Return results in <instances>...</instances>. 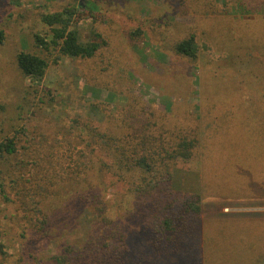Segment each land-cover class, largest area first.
Here are the masks:
<instances>
[{
  "label": "rangeland",
  "instance_id": "374dc122",
  "mask_svg": "<svg viewBox=\"0 0 264 264\" xmlns=\"http://www.w3.org/2000/svg\"><path fill=\"white\" fill-rule=\"evenodd\" d=\"M79 3L97 11L75 17L71 28L78 40L86 43L97 34L105 42L90 59L61 55L51 43V28L41 22L43 15ZM0 31V143L16 138L15 154L0 158V236L5 245L0 264H57L68 246L80 253L73 256L85 253L88 230L81 222L83 208L91 207L86 206L87 194L97 196L95 204L109 218L112 206L111 218L124 232L146 227L136 215L137 205L123 202L124 183L104 171L92 172L89 184L65 188L62 198L50 197L42 212L35 205L48 192L47 185L37 187L39 169L45 165L49 176L83 171L88 161L81 154L89 155L92 135L104 132L109 118L121 120L124 131L139 132L146 123L150 130L157 124L162 131L161 119L172 117L176 135L194 136L197 142L192 158H179L175 165L174 189L200 184L207 229L253 224L249 233L264 231L260 189H247V179L255 176L252 168L264 174V139L229 138L230 126L220 123L234 110L260 114L264 109V0H0ZM190 37L197 47L194 59L174 50ZM20 52L46 61L41 78L22 75L15 61ZM217 83H222L221 91H215ZM97 155L95 169L103 157L101 151ZM212 177L219 180L217 187L209 186ZM226 178L240 182L228 184ZM145 231L146 240L142 235L133 240L148 251L151 233ZM101 235L98 231L92 238L99 241ZM255 238L250 246L261 243L259 233ZM115 241L112 247L117 248Z\"/></svg>",
  "mask_w": 264,
  "mask_h": 264
},
{
  "label": "trees",
  "instance_id": "16d2710c",
  "mask_svg": "<svg viewBox=\"0 0 264 264\" xmlns=\"http://www.w3.org/2000/svg\"><path fill=\"white\" fill-rule=\"evenodd\" d=\"M85 11L96 12L97 8L93 5L85 8L81 3L66 5L58 12L45 14L41 17V22L51 28V43L59 47L61 55L90 59L101 47L105 46V42L97 34L93 35L86 43L80 42L77 31L71 28L75 17ZM36 41L44 43L39 36H36ZM2 44L3 32L0 31V45ZM196 49L193 37L182 40L174 46L177 55L192 59L195 58ZM15 61L22 75L28 79L41 78L47 68L46 61L32 53L20 52ZM234 72L236 74L237 70L234 69ZM232 78L236 77L233 75ZM221 84L217 83L214 86L216 87L215 91H218L217 88L221 91ZM210 89L212 90V88ZM225 91H227L226 88ZM211 92H214V89ZM260 101L261 106L264 107V99L261 98ZM231 106L237 107L235 104ZM238 106L240 107V105ZM233 112L220 121L222 124L226 123L227 127L230 126L229 138L239 135V138L248 136L253 141L264 139V109L262 113L260 111V114L256 110L246 112L243 109L241 112L235 110ZM117 119H106L109 124H104L105 131L94 132L92 135L91 142L94 145L89 155L81 154V157H86L88 161L83 171L82 168H79L70 171L69 174L66 173V176L57 174L49 176L43 171L45 165L39 169L40 174H35L39 178L37 187L39 190H43L47 185L48 192H43L45 195L40 193L42 198L35 205L42 212L44 202L50 197L62 198L66 194L63 192L65 188L70 189L83 184V182L89 184V179L94 175L92 172L113 173L126 187L127 193L123 197V202L128 207L132 200L138 207L136 215L150 229L151 239H149L148 251L139 249L138 241L133 240L137 236H143L146 227H144L145 229L139 228L135 234L131 232L129 234L126 230L124 232L123 227L115 223L113 217L111 218L112 206L109 207V218L95 204L94 198L97 196L87 194L86 206L91 207L90 211L83 208L86 216L81 222V225L86 226L88 230L86 247L82 250L85 253L73 256L80 253L68 246L63 249L61 258L56 259L57 264H264V231L252 234V229L249 233L253 224L240 225L229 230L224 227L207 229L202 218L200 184L199 187L190 190H184L181 187L174 189L172 181L175 165L179 158L183 160L192 158L197 143L194 136L178 137L174 132L173 119L168 115L167 118L161 119L163 122L162 131L158 130L161 126L157 124L151 126V130L158 131L156 134L151 132L148 123L142 126L139 132L124 131L121 120ZM163 125H166L165 129ZM14 139L16 138H8L0 143V158L15 154ZM100 151L103 157L99 159L98 168L95 169L96 163L94 162L95 159H98L97 152ZM49 160L50 155L48 154L43 157L42 162L46 164ZM88 163L94 170L88 167ZM251 170L255 171V176L247 179V189L250 190L253 186L260 189L258 199L264 200V174L259 167ZM66 171L68 172V170ZM235 180L238 179L230 181L229 178H226L223 182L229 184ZM218 182L219 180L212 177L208 184L217 187ZM242 189L244 188H237V190ZM20 203L21 205L25 204V195L20 199ZM39 222L42 224L41 226L46 223L45 220H39ZM90 225H92V229ZM243 229H246L247 232L244 233ZM89 230H91L90 234ZM98 231L102 233L99 241L97 238H92L93 233H98ZM137 233L138 235H136ZM257 233L260 234L261 243L250 246L248 243H252L256 239ZM1 236L0 256H4L5 245L2 240L3 236ZM141 238L146 240L145 236ZM114 239L117 248L116 246L112 247Z\"/></svg>",
  "mask_w": 264,
  "mask_h": 264
}]
</instances>
